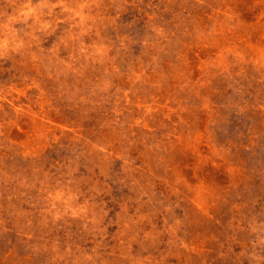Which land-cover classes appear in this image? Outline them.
<instances>
[{
  "label": "rangeland",
  "instance_id": "1",
  "mask_svg": "<svg viewBox=\"0 0 264 264\" xmlns=\"http://www.w3.org/2000/svg\"><path fill=\"white\" fill-rule=\"evenodd\" d=\"M6 27L25 47L0 56V264H264V0H0ZM34 115L83 140L26 154ZM116 121L134 135L118 142ZM70 168L98 224L46 216L36 181Z\"/></svg>",
  "mask_w": 264,
  "mask_h": 264
},
{
  "label": "clouds",
  "instance_id": "2",
  "mask_svg": "<svg viewBox=\"0 0 264 264\" xmlns=\"http://www.w3.org/2000/svg\"><path fill=\"white\" fill-rule=\"evenodd\" d=\"M41 8H56L60 7L63 8L65 12L71 11L69 8L65 7L63 4H53V5H47L42 4L40 5ZM84 7H89L88 5H78V9H83ZM23 15H31L34 14L33 10H29V12L22 13ZM73 18H78L81 22V26L83 25V21L86 19L81 14V11L77 10L73 12ZM42 28H48V24L41 25ZM25 45L22 41H18L15 38V35L10 32L9 29L6 27L5 32V38L0 40V56L7 57L10 52L15 53L20 51L22 48H24ZM28 47H31V45H28ZM261 51L262 53V59H264V49H257ZM31 61L34 66H36L37 71H39L40 67H44V70L46 72H50L53 67L59 66L62 64V61L56 62V64H53L52 58H49L48 64L44 65L43 58L37 55L32 54L31 55ZM73 63L75 65L76 61L73 59ZM30 87H35L39 89V85L35 83V81L32 83ZM106 87L104 85H98L96 88V94L102 93ZM15 89H9L8 92L11 94ZM17 95H22V92H17ZM41 98L44 97V93H40ZM69 99L76 104H87L91 103V98L85 99L83 97L77 98L75 93H73ZM50 101L45 99L43 103L40 106L41 112L44 111L45 105H49ZM16 112H21L22 110L17 108L15 109ZM34 120H39L40 123L37 125L32 137L30 138V142L25 145L26 154L31 155L34 154L39 148L49 146L50 142H55L60 139L61 136H63L66 133L71 132V134L74 137V140L76 142H80L83 140L81 136H79L78 131L69 128L66 125H61L57 123H53L51 120L45 119L43 116H33ZM116 130L115 135L117 137V141H123L125 139L129 138V134H133L134 125L125 127L124 125L120 124L119 121H116ZM84 146L87 149V152L89 155H97L100 156L101 153L103 154V158H108L112 155V152L110 151L111 145L105 146L103 149H98L95 146L88 147V142L84 141ZM75 169L70 168L65 173V184L63 187L57 186L55 188L50 186H45V180L43 179H37V183L40 186V189L42 190V198L44 201H47L46 205V216L53 218V212H52V206L54 205L55 208L59 211V215L62 217L65 214L72 213V210L75 209L76 214L78 216H81L85 219L90 218V222L95 225L99 223V219L91 212V209L86 204L82 207H76L73 208V202L76 200V195L72 192L70 185L73 183H76L72 179V175L74 173ZM179 183V182H178ZM94 190V189H93ZM176 195H181L182 193L187 194L190 197V202L195 205L197 203L204 204V192L205 190L201 186H192L184 184L182 187H177L174 190ZM57 196H59V199H57ZM74 198V199H73ZM82 209V210H81ZM125 228H127V224L125 225Z\"/></svg>",
  "mask_w": 264,
  "mask_h": 264
}]
</instances>
